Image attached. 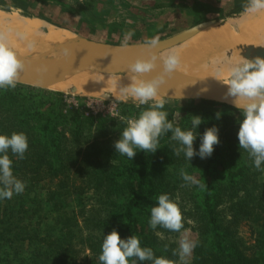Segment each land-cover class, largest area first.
<instances>
[{
    "label": "trees",
    "instance_id": "trees-1",
    "mask_svg": "<svg viewBox=\"0 0 264 264\" xmlns=\"http://www.w3.org/2000/svg\"><path fill=\"white\" fill-rule=\"evenodd\" d=\"M118 107L117 116L86 114L60 92L23 84L0 88V134L23 132L29 142L23 159L10 153L14 174L26 187L0 200V264H101L104 236L113 229L122 238L136 235L173 264L185 231L198 241L189 264H264V171L239 148L242 114L214 103L200 109L206 118L201 135L219 127L220 142L208 158L176 156L178 143L169 132L157 152L137 151L131 160L116 153L114 143L148 105ZM164 110L174 126L191 127L194 110L172 104ZM199 144L200 137L194 146ZM182 169L199 185H186ZM163 193L178 198L181 232L149 225ZM244 225L250 238L242 233Z\"/></svg>",
    "mask_w": 264,
    "mask_h": 264
},
{
    "label": "clouds",
    "instance_id": "clouds-1",
    "mask_svg": "<svg viewBox=\"0 0 264 264\" xmlns=\"http://www.w3.org/2000/svg\"><path fill=\"white\" fill-rule=\"evenodd\" d=\"M260 10H264V0H248L244 9L246 13H257ZM133 35V31H128L121 47H126ZM158 40V37L149 40V46L155 47ZM156 60V56L151 60H138L130 65V70L134 74L149 72ZM179 64L180 56L172 53L164 60L161 77L133 81L121 90L125 97L130 96L138 101V106L148 107L137 118L127 121V127L114 143L116 153L131 160L137 151L155 153L160 148V137L170 132L171 138L178 143L172 149L176 156L183 153L184 158L191 162L195 156L205 159L213 154L215 146L220 142L217 125L207 128L201 135L198 129L206 118L192 115L190 128L174 126L168 119V112L164 110L165 100L157 99L163 76L174 74ZM20 68L17 54L6 44L0 43V88H15ZM221 71L218 69V74ZM220 82L227 86L226 97L233 98L234 107L243 117L239 121L237 133L239 148L247 151L257 170L264 171V57L246 58L236 63L230 68L228 78ZM221 115V112H217L215 118L220 119ZM198 137L200 144L197 149L194 142ZM28 147V137L23 132L0 134V200L11 199L25 190V182L14 174L11 156L23 159ZM180 175L186 185H199L196 177L187 171L182 169ZM149 225L153 230L159 226L172 232H181L184 229V215L178 198L173 199L168 193L160 194L151 208ZM197 246L198 241L186 231L183 232L178 241V249L173 251V255L178 257L175 264H189V258ZM99 261L101 264H173L166 257L156 256L151 247L142 246L136 235L122 238L117 229L104 236Z\"/></svg>",
    "mask_w": 264,
    "mask_h": 264
},
{
    "label": "water",
    "instance_id": "water-1",
    "mask_svg": "<svg viewBox=\"0 0 264 264\" xmlns=\"http://www.w3.org/2000/svg\"><path fill=\"white\" fill-rule=\"evenodd\" d=\"M11 15L13 14L0 11V18ZM222 21L211 20L198 23L174 35L159 39L155 47H150L148 41L130 42L126 47H121V43L92 39L74 31H70L72 37L56 43L47 42L45 37L40 38L36 34H29L31 38L36 36L37 40L27 37V40L24 41L27 42L24 48L26 51L7 44L3 39H0V43L6 44L17 54V59L21 64L17 84L80 97H93L116 103L138 105V101H134L131 97L118 99L109 91L97 95H87L74 85H71L69 89L62 90L54 86L86 74L115 77L132 75L140 81L159 78L164 72L163 56L170 52H176L183 45L185 47L187 42L201 38L210 29L221 25ZM49 25L62 29L55 24ZM153 56H156L157 60L151 71L141 74L131 72L130 65L132 63L138 60H151ZM220 56L226 66L232 67L246 58L264 57V45L239 42L225 49ZM220 80L224 79L192 76L176 70L171 76H163V83L159 87L157 99L165 100V104L204 101L218 104L224 108L236 109L233 98L225 95L227 86Z\"/></svg>",
    "mask_w": 264,
    "mask_h": 264
},
{
    "label": "rangeland",
    "instance_id": "rangeland-1",
    "mask_svg": "<svg viewBox=\"0 0 264 264\" xmlns=\"http://www.w3.org/2000/svg\"><path fill=\"white\" fill-rule=\"evenodd\" d=\"M247 3L248 0H0V11L17 12L22 16L39 19L45 23L44 26L55 24L68 31H78L79 34L109 42L122 43L125 34L131 30L134 35L128 43H135L156 37L162 39L201 22L224 21L229 18L239 22V25L245 23L246 30L251 31L253 23L258 19L255 13L244 11ZM107 10H112L109 16ZM65 13L72 18L66 21L65 17L62 18ZM210 39L203 36L190 47L206 44ZM64 100L70 107L84 109L86 114H119L116 102L73 94H64ZM172 105L180 109H192L195 115H200V109L207 107L208 103L182 101ZM220 109L225 110L224 107ZM187 233L194 239L191 231ZM242 233L250 238V227L244 225Z\"/></svg>",
    "mask_w": 264,
    "mask_h": 264
},
{
    "label": "bare ground",
    "instance_id": "bare-ground-1",
    "mask_svg": "<svg viewBox=\"0 0 264 264\" xmlns=\"http://www.w3.org/2000/svg\"><path fill=\"white\" fill-rule=\"evenodd\" d=\"M11 14H13L11 15L13 17L0 18V39H3L9 45L18 47L22 51H26L24 48L27 42L24 41L27 40V37L31 38L29 34H36L40 38L45 37L47 42L54 43L72 37V33L67 29H57L49 24L44 26L43 24L45 23L39 19L24 18L17 12ZM254 16L258 21L253 23V29L251 31L246 30L245 23L239 25V22L229 18L222 21V26L217 25L216 28L210 29L211 31L209 30L204 34V36L211 38L207 40L206 44H196L190 47V45L201 38L194 39L190 41L191 43H185V47L183 45L182 48L173 52L180 56V64L178 65L177 71L192 76L227 79L231 67L226 66L225 61H222V57L220 56L225 49L239 42L264 45V10H260ZM36 36L31 39H35ZM187 47L189 48L185 51ZM170 54L172 52L163 56V60ZM218 69H222L219 74L217 72ZM133 81L138 82L140 80L132 75L115 77L86 74L72 78L54 87L62 90L69 89L71 85H74L79 91L87 95H97L109 91L115 98L127 99L130 96L125 97L121 90L129 86Z\"/></svg>",
    "mask_w": 264,
    "mask_h": 264
},
{
    "label": "crops",
    "instance_id": "crops-1",
    "mask_svg": "<svg viewBox=\"0 0 264 264\" xmlns=\"http://www.w3.org/2000/svg\"><path fill=\"white\" fill-rule=\"evenodd\" d=\"M112 13V10H107L106 11V14L109 16L110 14ZM65 17V19H66V21L69 19V18H72L71 16H70V14H67V13H65L64 15H63V17L62 18H64ZM76 18H74V20H75ZM81 23H82V25H84V21H82L81 20ZM113 27V26H112ZM95 29V28H94ZM76 33L78 32V31H75ZM84 36H87V37H89V38H92V39H96V40H102L103 41V39H97V37H94V36H90V35H84ZM106 41V40H105ZM106 42H109V41H106ZM109 43H117V42H109Z\"/></svg>",
    "mask_w": 264,
    "mask_h": 264
}]
</instances>
